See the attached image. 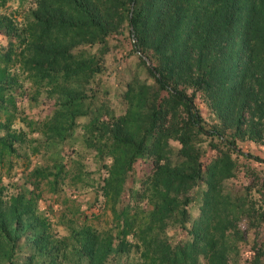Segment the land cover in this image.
Wrapping results in <instances>:
<instances>
[{"label": "trees", "instance_id": "obj_1", "mask_svg": "<svg viewBox=\"0 0 264 264\" xmlns=\"http://www.w3.org/2000/svg\"><path fill=\"white\" fill-rule=\"evenodd\" d=\"M32 2L19 25L0 12V167L5 176L14 156L26 169L22 191L0 194V264H63L62 242L71 238V264H101L110 252L112 237L90 226L86 219L93 214L74 199L70 217L76 218L69 217L67 231L55 239L37 203L42 179L52 191L58 182L79 188V158L70 173L62 154L66 146L77 149L78 136L81 152L89 147L104 168L96 198L100 188L104 200L112 199L115 236L120 242L134 236L139 264H228L231 240L264 222V172L242 165L249 181L234 187L238 163L231 155L264 163L235 145L243 121L264 116V0ZM120 30L130 43L124 60L133 56L145 76L130 78L131 65H124L122 103L114 111L108 86L101 85L106 82L91 77L108 51L107 36ZM70 36L89 43L65 44ZM50 38L55 41L47 46ZM28 83L32 99L41 88L54 97L50 117L19 115L16 98ZM196 94L213 110L216 125L204 127ZM18 116L44 138L26 137L28 131L14 126ZM229 127L232 131L225 132ZM201 134L214 149L205 162L195 143ZM39 148L46 151L48 165L28 168V155ZM138 158L150 160L148 170L130 175ZM1 178L0 193L9 185ZM253 185L257 197L244 195ZM253 244L245 264H264V243Z\"/></svg>", "mask_w": 264, "mask_h": 264}, {"label": "rangeland", "instance_id": "obj_2", "mask_svg": "<svg viewBox=\"0 0 264 264\" xmlns=\"http://www.w3.org/2000/svg\"><path fill=\"white\" fill-rule=\"evenodd\" d=\"M35 4L32 0H6L3 5L0 7V12H4L8 15H11L15 18L16 25H19L18 21H21L26 13H29L31 8H34ZM133 4L129 6V14H131ZM1 33V32H0ZM124 30H120V32H112L110 33L108 38V47L107 53L102 57L99 65L97 64L96 68H93L91 81L94 80H103L106 83H101L103 86H108L109 96V105H111L114 111H117L118 101L120 100V90L121 87L119 77L124 74L125 68L124 65L130 66L131 77L137 76L138 78H143L145 76L144 70L141 66H137L134 63V57L129 56L124 60V56L129 52V39ZM0 41H4L3 38H0ZM54 39H49V44L47 46H51L54 43ZM65 44L71 43H84L87 45L89 43L88 39L83 37H68L63 40ZM81 45V44H80ZM95 48V44L93 43L92 48L93 51ZM86 51L83 55L86 57ZM145 57L144 55H142ZM30 83V81H29ZM26 86L24 90V94L18 96L16 100L18 101L19 115L25 114L27 117L32 119H42L43 117H50L52 105H53V96H47L45 89H40V92L35 96V99L31 98L32 89L30 84ZM48 88V87H46ZM189 91V89H187ZM51 93H54L52 91ZM117 93V94H116ZM195 104L199 108V112L204 120V127L209 128L212 125L217 124V120L213 114V110L209 107L208 104L205 103L203 99V95L196 94L195 96ZM103 118L105 116L102 115ZM253 116L251 121H243L241 126L242 137H238L235 145L241 149V151H248L253 155H257L258 157L264 159V116H260V118H255ZM26 120L18 118L14 121V126L18 128H22L24 131H28L26 133V137L34 138L36 140L41 141L45 135L41 133L39 129L37 130H29V126L25 122ZM42 121V120H40ZM250 122V124H248ZM53 123V122H48ZM41 124V122L39 123ZM49 125V124H48ZM47 125V126H48ZM46 127V125L44 126ZM47 128V127H46ZM232 128H226L225 132L230 133ZM226 135V134H225ZM80 136H78L75 143H77V149L75 151H70L67 146L62 150V154L65 155L64 161L66 162L67 167L70 168V173H72V169L75 165V161L78 159L77 169H82V178L79 182V188H74L69 183L66 185L64 183L57 184V190H50L47 185H44V179H42L39 183V186L36 187L38 191L37 203L40 209H42V214L45 215L49 219L50 227L48 231V235L51 239H55L61 235H64L67 231V222L72 213L74 206L70 199L75 200V202L79 203L80 209H84L86 212H89L90 215L86 222L89 223L90 226H93L98 229V232L102 236L112 237L111 240V250L107 254L102 255V263L101 264H139V248L135 245L134 236L127 234L125 235L121 242L119 238H116V221H114L112 208H110V204L112 199L102 197L101 190L98 188L97 193L98 197L96 198V189H97V181L100 180L101 176L104 173V168L98 165V162H94V156L92 155L93 151L88 147V152L82 153L80 145ZM36 141L32 140L30 143H35ZM170 142H175V140H170ZM208 137L201 134L200 138L195 140V143L200 145L202 148V152L200 154V159L205 162L209 155L214 153V149L211 148L208 144ZM60 148V147H59ZM29 152V149L27 150ZM76 152V153H75ZM172 150L170 153H173ZM46 151L44 148H39L37 152L30 153L28 155V168H32L34 165H39L44 167L48 165V161L46 160ZM78 155H81L78 157ZM238 163L237 168V176L233 180L234 187H238L240 183H244L248 180L242 173V165H250L254 168H260L261 171L259 173L263 174L264 172V163L258 160H254L252 158H246L239 153L231 154ZM75 158L71 159L70 158ZM21 158L12 157V162L10 165V170L4 176V167H0V175L2 176L1 180L3 182H8L9 185L7 188L2 189L1 195L5 198L11 196L12 193L17 191H22V183L25 177L26 169L23 168V164L21 163ZM150 161V160H148ZM148 161L143 160L142 158H138L132 164V169L130 170V175L139 174L140 169L148 170V165L146 164ZM67 180V178H66ZM249 181V180H248ZM247 181V182H248ZM102 184V181H100ZM126 183V182H125ZM246 183V182H245ZM27 187H31L32 184L27 183ZM125 185V184H124ZM32 188V187H31ZM242 192V191H241ZM243 193V192H242ZM257 192L255 191V186H251L249 191L243 193L246 196L257 197ZM1 206H4L3 204ZM116 208V205H115ZM75 215H73L74 217ZM72 217V216H71ZM70 219L72 220V218ZM76 218V216H75ZM78 220V219H77ZM81 221V219L79 218ZM77 223V222H75ZM105 238H101V242L104 241ZM235 243L233 248L226 249L227 251V260L228 264H245L246 261L253 254V242H262L264 243V222L258 229H254L250 226L246 227L243 236L239 240H231ZM64 244V248L62 249L64 253L63 264H71V260H73L72 255V246H75V242L69 239L67 243L62 242ZM232 243V244H233ZM234 245V244H233ZM237 246V247H236ZM237 248L236 253H232L229 255L231 250ZM69 251L71 254H69ZM264 259V255H263Z\"/></svg>", "mask_w": 264, "mask_h": 264}]
</instances>
